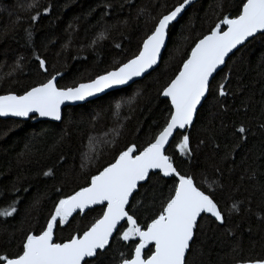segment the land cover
<instances>
[{
  "label": "trees",
  "instance_id": "16d2710c",
  "mask_svg": "<svg viewBox=\"0 0 264 264\" xmlns=\"http://www.w3.org/2000/svg\"><path fill=\"white\" fill-rule=\"evenodd\" d=\"M179 3L182 0H0V95H21L50 74L59 73L57 86L65 87L113 70L138 53L153 18ZM220 3L200 0L191 6L170 27L159 66L133 85L64 109L60 123L0 120V208L14 200L18 208L13 217H0V254H15L27 233L40 234L53 205L88 186L91 175L112 163L120 151L133 144L142 150L154 139L170 118L162 88L178 73L194 42L209 34L224 15H237L241 6V0H222V8ZM141 9L145 14L138 16ZM32 15H37L36 21L30 20ZM25 30L32 33L31 40ZM101 33L104 39L98 38ZM36 56L46 60L48 73L38 68ZM221 82L228 93L223 97L217 91ZM262 124L264 38L258 36L229 57L212 79L192 127L184 132L190 137L191 156H181L177 149L181 133L166 151L182 174L195 176L202 190L214 189L227 225L241 241L237 247L206 217L188 264L264 258ZM241 125L249 129L247 140L235 147ZM45 171L53 175L45 177ZM152 183L155 188L149 186L146 193L141 189L138 203L128 207L142 228L161 211L173 178ZM36 198L38 210L29 207ZM234 203L239 211H233ZM94 209L87 217L75 215L73 228L80 234L102 215L101 208ZM72 234L66 226L56 228L55 242H66ZM134 242L112 239L100 264L122 263L132 255Z\"/></svg>",
  "mask_w": 264,
  "mask_h": 264
},
{
  "label": "snow or ice",
  "instance_id": "6c2138e0",
  "mask_svg": "<svg viewBox=\"0 0 264 264\" xmlns=\"http://www.w3.org/2000/svg\"><path fill=\"white\" fill-rule=\"evenodd\" d=\"M190 2L182 0L166 14L153 18L155 22L150 34L143 39L138 53L126 63L97 75L87 83L58 87L56 79L59 73H56L28 88L22 95H0V116L32 118L30 114H38L59 121L62 119L61 105L65 102L85 101L107 89L128 84L148 69L154 71L153 66H158L162 59V48L167 46L166 30L177 21ZM218 7L222 8V0ZM144 14V9L138 12V16ZM30 20L36 21L37 15H32ZM25 31L31 40L32 33ZM258 36L264 38V0H241L238 14L231 18L224 15L209 34L195 41L190 54L182 60L178 74L162 88L161 94L171 102L170 118L154 139L142 150L134 144L127 146L119 152L114 163L91 175L88 186L59 199L40 234L27 233L20 251L12 255L7 252L0 254V264H100V258L111 247V239L129 242L137 238L138 242L131 245L132 255L124 258L122 264H188L187 256L192 253L194 238L202 230L205 214L214 218L217 226L222 227L226 236L232 237L238 247L241 241L227 225L225 214L213 194L214 189L204 191L196 184L195 176L182 174L173 158L166 154V145L174 130H184L193 124L197 106L210 91L214 73L226 64V57L230 53L235 55L246 46V42H250V38ZM98 38L104 39L105 36L101 33ZM176 50L179 51V47ZM20 59L23 57L16 61L17 68L21 66ZM36 59L38 68L48 73L46 60L39 56ZM217 91L222 97L228 94L223 82L219 83ZM116 107L119 108V104ZM261 127L264 128V124ZM115 131L118 135L119 130ZM248 131L243 125L237 129L240 143L235 147H240L247 140ZM180 135L182 138L177 149L181 156L190 157V137L184 132ZM43 175L47 177L53 173L45 171ZM161 176L173 178V186L169 189L167 200L161 204V211L142 228L134 214L129 213L128 207L138 203L136 196L141 195V189L146 193L149 186L155 188L152 182L155 180L159 184ZM57 191L61 190L57 188ZM16 203L14 200L0 208V217H13L18 212ZM39 205L40 200L36 198L29 207L38 210ZM95 205H103L100 209L102 215L90 223L81 235L80 229L73 228V221L76 216L83 214L87 217L96 211L92 207ZM233 211H239L235 203ZM121 221H126V227ZM61 226H66L75 234L70 235L66 242L57 243L53 237L55 229ZM149 244L154 247L149 249L150 254L144 255L143 250ZM219 264L229 262L222 259ZM234 264H264V258L244 261L234 258Z\"/></svg>",
  "mask_w": 264,
  "mask_h": 264
},
{
  "label": "water",
  "instance_id": "95a60500",
  "mask_svg": "<svg viewBox=\"0 0 264 264\" xmlns=\"http://www.w3.org/2000/svg\"><path fill=\"white\" fill-rule=\"evenodd\" d=\"M198 1H200V0H191L190 4L185 6V10L182 11V13H181V15L178 17L177 21L179 20V18H180V17H181V16H182V15H183V14H184V13H185V12H186V11L192 6V5H194V4L197 3ZM177 21L172 22V23L169 25V28H170L174 23H176ZM224 27H225V30H226V26H224ZM169 28L166 30V45H167V41H168V30H169ZM251 39H252V38H250V40H251ZM246 43H247V42H246ZM141 45H142V44H141ZM238 47H240V46H238ZM164 50H165V48H162V54H163ZM233 51L235 52L236 50H233ZM231 55H232V54L230 53V54H229V57H230ZM229 57H226V61L228 60ZM160 60H161V59H160ZM160 60H159V63H160ZM125 63H126V62H125ZM158 66H159V64H158ZM158 66L154 65L153 68L156 69ZM224 66H225V65H221V66H220V68L217 70V72L214 73V77L216 76V74H217L219 71H221V70L224 68ZM152 71H153L152 69H148V70H147L145 73H143L140 77H134L132 81H129V82H128V84H126V85H120V86H115V87H113V88H111V89H107V90H105L104 93L97 94V95L94 96V97L86 98L85 101L65 102L64 104L61 105V115H62V111H63V109H64L65 107L82 105V104H85V103H87V102H89V101L96 100V99H98V98L104 96L105 94H107V93H109V92H112V91H115V90H120V89H122V88H125V87H127V86H130V85H132L133 83H135V82H137V81H139V80H142L143 77L147 76V75L149 74V72H152ZM177 74H178V73H177ZM57 80H58V76H57V79H56V83H57ZM207 94H208V93H207ZM207 94H206V96H207ZM161 98L168 100V102H169V104H170V107H171V102H170L169 98L164 97L162 94H161ZM205 98H206V97H205ZM205 98H202L201 104L197 106V111H198L199 108L201 107V105H202L203 101L205 100ZM196 114H197V112L194 114V120H195ZM30 116H31V117H33V116H37L36 119H33V120H32L34 123L39 122V121H47V122H52V123H60L61 120H62V119H61V120H59V121H56V120L51 119L50 117H40L38 114H30ZM9 119L17 120V121H28V120H29V118H25V117H13V116H10V115H8V116H0V120H9ZM194 120H193V123H194ZM192 125H193V124H192ZM192 125L189 126V127H187V128L184 129V130H180V129L174 130V134H173L172 137L169 138V144L166 145V149L168 148V146L170 145L171 141L173 140V138L175 137V135H176L177 133H182V132H186L187 130H190V128L192 127ZM137 154H138V153H137ZM114 162H115V161H114ZM114 162H113V163H114ZM161 177H162V176H161ZM162 178H164V179H170L171 177H167V178H166V177H162ZM141 183H145V182H141ZM134 194H135V193H134ZM130 199H131V198H130ZM92 207H93V208H102L103 205H95V206H92ZM75 215H76V213H73V216H75ZM81 215H83V214H81ZM205 217H209V218H211V219L214 220V218L210 217V216L207 215V214H205ZM70 218H71V217H70ZM121 224H122V225H125V224H126V221H121ZM81 235H82V234H81ZM114 236H115V233H114ZM53 239H54V237H53ZM111 240H112V239H111ZM111 240H110V242H111ZM54 241H55V239H54ZM136 241L138 242V238L136 239ZM150 247L153 248L154 246H153L152 244H149V245L143 250V254H144V253H145ZM86 259H88V258H86ZM120 264H122V263H120Z\"/></svg>",
  "mask_w": 264,
  "mask_h": 264
},
{
  "label": "bare ground",
  "instance_id": "6f19581e",
  "mask_svg": "<svg viewBox=\"0 0 264 264\" xmlns=\"http://www.w3.org/2000/svg\"><path fill=\"white\" fill-rule=\"evenodd\" d=\"M195 4H196V3H195ZM192 6H193V5H192ZM181 17H182V16H181ZM181 17H180V18H181ZM180 18H179V19H180ZM176 23H177V22H176ZM174 24H175V23H174ZM169 29H170V28H169ZM168 31H169V30H168ZM251 40H252V39H251ZM241 48H242V47H241ZM163 53H164V52H163ZM189 54H190V53H189ZM162 55H163V54H162ZM231 56H232V55H231ZM231 56H230V57H231ZM228 59H229V58H228ZM226 62H227V61H226ZM181 67H182V66H181ZM224 67H225V66H224ZM179 70H180V69H179ZM178 72H179V71H178ZM219 72H220V71H219ZM150 73H151V72H149V74H150ZM174 77H175V76H174ZM143 78H144V77H143ZM58 79H59V75H58ZM57 81H58V80H57ZM139 81H140V80H139ZM88 82H89V81H88ZM137 82H138V81H137ZM84 83H87V82H84ZM135 83H136V82H135ZM133 84H134V83H133ZM133 84H132V85H133ZM130 86H131V85H130ZM127 87H128V86H127ZM125 88H126V87H125ZM122 89H123V88H122ZM115 91H117V90H115ZM112 92H114V91H112ZM109 93H111V92H109ZM107 94H108V93H107ZM21 95H22V94H21ZM105 95H106V94H105ZM102 97H103V96H102ZM165 100H166V99H165ZM93 101H94V100H93ZM167 101H168V100H167ZM89 102H91V101H89ZM87 103H88V102H87ZM82 105H83V104H82ZM169 105H170V104H169ZM77 106H78V105H77ZM70 107H75V106H70ZM66 108H68V107H65L64 109H66ZM170 108H171V107H170ZM64 109H63V110H64ZM197 112H198V111H197ZM62 116H63V111H62ZM36 118H37V116H33L32 118H29V120L32 121L33 119H36ZM9 120H12V119H9ZM29 120H28V121H29ZM13 121H17V120H13ZM39 122H47V121H39ZM32 123H34V122L32 121ZM36 123H37V122H36ZM51 123H52V122H51ZM187 131H188V130H187ZM114 161H115V159H114ZM114 161H113V162H114ZM113 162H112V163H113ZM97 174H98V173H97ZM163 179H164V178H163Z\"/></svg>",
  "mask_w": 264,
  "mask_h": 264
}]
</instances>
